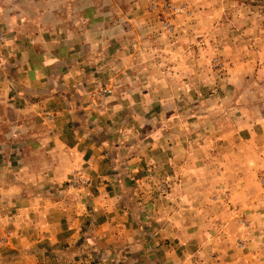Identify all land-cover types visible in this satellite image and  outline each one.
Instances as JSON below:
<instances>
[{"label":"crops","instance_id":"obj_1","mask_svg":"<svg viewBox=\"0 0 264 264\" xmlns=\"http://www.w3.org/2000/svg\"><path fill=\"white\" fill-rule=\"evenodd\" d=\"M157 23L143 0H0L8 264H264L262 105L197 99L187 124L183 99L203 90L149 55ZM76 170L88 183L72 192Z\"/></svg>","mask_w":264,"mask_h":264},{"label":"rangeland","instance_id":"obj_2","mask_svg":"<svg viewBox=\"0 0 264 264\" xmlns=\"http://www.w3.org/2000/svg\"><path fill=\"white\" fill-rule=\"evenodd\" d=\"M143 2L144 8L153 12L159 21L154 38L157 49L149 55L172 58V62L178 58L180 64L173 67L185 70L187 78H191L188 83L198 84L203 90L202 93L199 91L198 96L183 99L185 110L181 116L187 120V124L194 121L197 99L203 101L206 107L220 106L222 110H227L230 105H254L256 109L262 105L264 114V0ZM163 67L158 65L156 70L163 71ZM242 93H246L247 98ZM110 94L96 97L89 91L87 103L94 108H104V100ZM215 112H211V118H214ZM148 176L151 193L159 197L169 194L171 186L167 179L158 177L151 180V175ZM87 183L83 172L76 170L64 187L73 192L84 188ZM215 198L209 196L210 200ZM2 222L0 264H8L11 257H16V252L8 247L16 226L10 224L13 222L12 216ZM239 222L242 226L246 225L243 219ZM244 242V238L240 237L236 246L243 247Z\"/></svg>","mask_w":264,"mask_h":264},{"label":"built area","instance_id":"obj_3","mask_svg":"<svg viewBox=\"0 0 264 264\" xmlns=\"http://www.w3.org/2000/svg\"><path fill=\"white\" fill-rule=\"evenodd\" d=\"M111 92V89L105 88L104 86H100L99 88H96L93 92H91V95L100 97L106 94H109Z\"/></svg>","mask_w":264,"mask_h":264}]
</instances>
